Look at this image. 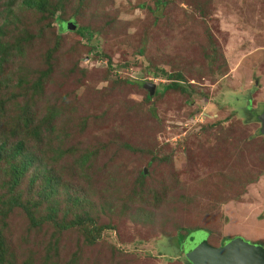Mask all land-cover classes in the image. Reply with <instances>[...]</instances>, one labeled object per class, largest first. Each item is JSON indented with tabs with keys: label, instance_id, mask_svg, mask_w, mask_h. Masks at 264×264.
<instances>
[{
	"label": "rangeland",
	"instance_id": "obj_1",
	"mask_svg": "<svg viewBox=\"0 0 264 264\" xmlns=\"http://www.w3.org/2000/svg\"><path fill=\"white\" fill-rule=\"evenodd\" d=\"M157 1L69 0L63 23L29 10L9 27L6 43L33 38L6 71L20 67L33 82L50 64L32 106L37 119L61 109L60 141L48 155L58 144L70 151L54 168L95 202L90 216L101 229L90 245L77 231L31 230L17 209L4 238L20 264L42 262L54 231L55 264L74 253L76 264H186L184 253L206 231L214 247L235 237L264 247V136L252 115L264 106V0ZM72 17L95 35L69 29ZM161 70L181 74L190 88L149 97L145 83L170 82L153 76ZM85 149L95 152L88 178L69 169ZM29 187L24 179L22 202L35 199ZM147 188H164L163 198L156 203ZM183 228L206 231L189 236L181 257L170 256L167 241Z\"/></svg>",
	"mask_w": 264,
	"mask_h": 264
},
{
	"label": "trees",
	"instance_id": "obj_2",
	"mask_svg": "<svg viewBox=\"0 0 264 264\" xmlns=\"http://www.w3.org/2000/svg\"><path fill=\"white\" fill-rule=\"evenodd\" d=\"M3 1L4 5L0 9V189L6 188V190L0 192V264H20L18 256L15 255L13 248L4 238V231L8 227L6 220L17 209L20 210V213L25 214L31 230H39L42 226L50 225L55 227L57 232L77 231L90 245L100 237L101 229L94 226L95 220L90 216V211L96 205L95 202L88 201L85 194L83 199L79 197L76 194L79 185L73 186L71 182H66L67 177L64 176V172H59L54 168V165L57 164L56 161L62 160L70 154V151L58 144L52 148L54 156L48 155L51 152L48 146L60 141L58 138L60 136L54 135V133L57 110L61 111V109L54 106L52 108L54 112L50 111L49 114L37 119L36 108L34 105L32 106L35 97L42 90L44 79L51 71L50 64H47V69L40 71L39 76L33 82L29 80V75L22 74L20 67L16 72L6 71L4 68L12 62L14 56L24 55L23 44L30 42L33 38V35L24 32V37L17 38L18 40L13 44L6 43L4 40L9 34V27L12 23L18 21V17L20 18L23 12L29 10L38 14L40 21L58 17L57 21L63 23L62 14L69 0ZM80 1L82 3L84 0ZM160 2L158 0L155 7ZM71 20L75 24L74 17ZM75 33L86 40L95 35V32L91 31L88 26L77 27L76 25ZM46 56L49 57L50 54L47 52ZM153 76L156 78L165 77L170 80L161 89L155 86L154 95H162L168 89L186 92L190 88L189 84L183 83V77L179 73L168 75L161 70V72H155ZM147 92L149 95V90ZM149 97L151 96L149 95ZM263 110L264 106H261L252 115L257 119V115ZM85 150L76 159L72 157L73 162L71 159L72 164L69 169L77 171L78 175L84 174L87 177L85 170L92 163L95 152ZM24 179H27L29 190L35 196L34 200L22 202L20 198L19 189ZM89 185L88 183L85 190L89 191V197L93 195L95 198L96 192ZM163 190L164 188L161 193H158L153 188H147V196L157 203L163 198ZM29 192L26 191L25 197ZM43 205L46 206L44 214L41 213ZM59 213L62 215L61 218L57 216ZM101 228L111 229L108 226ZM197 230L206 231L201 228H183V232L177 231L176 236L170 237L167 241V244L174 243L175 247V251L168 254L181 257L179 249L181 248V252L184 253L183 245L190 239L189 236ZM57 232L54 231L50 234V240H52L49 241L43 261L39 264H52L54 260H58L60 237ZM206 232L208 237L209 233ZM226 240L228 239H224L221 245ZM51 251H54L53 255L50 254ZM77 261L79 258L74 253L65 264H76ZM21 264L35 263L31 259H26ZM186 264L190 263L186 261Z\"/></svg>",
	"mask_w": 264,
	"mask_h": 264
},
{
	"label": "water",
	"instance_id": "obj_3",
	"mask_svg": "<svg viewBox=\"0 0 264 264\" xmlns=\"http://www.w3.org/2000/svg\"><path fill=\"white\" fill-rule=\"evenodd\" d=\"M69 29H75V25L69 23ZM152 96L155 85L146 84ZM260 123V133L264 136V110L257 116ZM190 264H264V247L250 243L241 237L226 240L219 247L211 246L207 241L206 233L200 235L194 246L186 254Z\"/></svg>",
	"mask_w": 264,
	"mask_h": 264
}]
</instances>
